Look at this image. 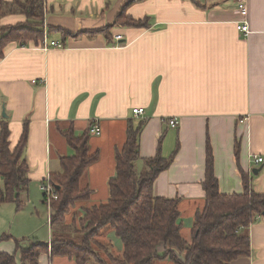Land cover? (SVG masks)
Returning <instances> with one entry per match:
<instances>
[{
  "label": "crops",
  "instance_id": "1",
  "mask_svg": "<svg viewBox=\"0 0 264 264\" xmlns=\"http://www.w3.org/2000/svg\"><path fill=\"white\" fill-rule=\"evenodd\" d=\"M128 1L46 0L44 41L10 43L4 49L0 120L6 113L12 148L20 141L24 122L28 124L24 154L31 198L39 190L43 197L42 182L61 171V158L74 154L62 132L73 126L80 136L98 123L101 132L89 136V152H98L99 159L81 179L82 187L91 191L90 208L109 201L110 179L128 128L145 122L136 169L149 170L148 161L159 152L165 159L173 157L154 181L153 194L179 200L181 234L191 241L194 218L205 208L208 143L222 194L244 192L240 170L250 177L253 190L264 194V164L254 161L264 158V0H248L247 16L237 0L134 1L126 14L148 19L147 28L117 22ZM245 19L249 35L236 29ZM25 21L24 15L9 13L0 25ZM119 35L123 38L118 43ZM50 42L63 48L44 50ZM137 108L145 114L134 115ZM173 118L180 122L177 128L170 125ZM250 235L251 256L232 264H264V218L251 226ZM102 238L122 252L113 230L103 229ZM14 250L0 244V252ZM40 264L76 262L42 254Z\"/></svg>",
  "mask_w": 264,
  "mask_h": 264
},
{
  "label": "trees",
  "instance_id": "2",
  "mask_svg": "<svg viewBox=\"0 0 264 264\" xmlns=\"http://www.w3.org/2000/svg\"><path fill=\"white\" fill-rule=\"evenodd\" d=\"M45 1L15 0L14 4H7L0 0V20L9 13L26 17L25 23L17 26L0 25V60L10 43L44 41ZM134 1L138 0L121 6L117 22L129 28H147L148 19L136 20L126 14ZM61 32L73 36L65 30ZM24 124L20 141L12 148L9 120H0V205L11 203L18 211L30 199L31 185L24 154L29 130L27 122ZM144 126L143 121L136 127L129 126L126 143L116 158V174L110 179V199L92 208L82 205L91 199V191L82 187L81 179L99 159V153L89 152V132L77 136L73 126L64 130L62 136L74 154L61 158V171L52 172L48 179L58 199L48 205L43 194V203L50 212V241L33 242L23 248L21 241L13 240L15 251L0 252V264H40L42 254L52 259L69 257L76 264H232L250 257V228L264 218V194L253 190L250 177L242 170L244 192L222 194L215 177L213 148L208 143L203 183L205 208L195 216L192 239L188 241L181 234L179 200L153 194L154 181L168 170L173 157L165 159L159 152L148 161L149 170L138 173L136 169L135 163L140 158L139 135ZM42 183L45 185L46 181ZM74 208L79 214L71 215ZM103 229L114 231L122 245L120 254L115 252L113 243L102 238ZM10 239L13 237L3 234L0 243Z\"/></svg>",
  "mask_w": 264,
  "mask_h": 264
},
{
  "label": "rangeland",
  "instance_id": "3",
  "mask_svg": "<svg viewBox=\"0 0 264 264\" xmlns=\"http://www.w3.org/2000/svg\"><path fill=\"white\" fill-rule=\"evenodd\" d=\"M29 198L30 199L20 211L17 210L16 205L11 203L0 205V236L7 234L13 237V239H10L11 241L1 242L0 244H10L16 248L13 240H19L21 241V246L24 248L30 246L33 242H48V239H46L49 231L47 225L48 209L46 205L42 203V193L39 190L31 198L29 191ZM82 205L90 208L92 204L86 202ZM38 212H40L39 216ZM78 212V209L74 208L71 215L79 214ZM3 246L5 247L7 245ZM5 248L7 249V247Z\"/></svg>",
  "mask_w": 264,
  "mask_h": 264
},
{
  "label": "built area",
  "instance_id": "4",
  "mask_svg": "<svg viewBox=\"0 0 264 264\" xmlns=\"http://www.w3.org/2000/svg\"><path fill=\"white\" fill-rule=\"evenodd\" d=\"M237 4H238V9L239 11L245 15L247 13V7H248V0H237ZM237 30H239L240 32H243L246 35H249L251 33V30L249 29V23L248 21L245 19L243 21H241L239 24H237L236 27ZM123 38L122 35L116 36L115 40L116 42L119 43V41ZM53 49V50H61L63 48V45L57 43V42H50L47 45H45V47L43 48L44 50L47 51V49ZM116 48H119L118 45L116 46ZM34 83L36 81H33ZM133 114L136 116H143L145 114V110L143 108H137L133 111ZM180 122L177 118H173L170 121V125L173 128H177L179 126ZM101 132L98 123L93 124V126L90 128L89 130V134L94 136V135H99ZM255 164L257 166H261L262 164H264V158L261 156H256L254 158ZM42 190H43V194H45V197L48 200V205H50V203L52 202V200H57L58 197L55 194V190L54 187L52 186V184H50V182L47 180L46 184L42 186Z\"/></svg>",
  "mask_w": 264,
  "mask_h": 264
},
{
  "label": "water",
  "instance_id": "5",
  "mask_svg": "<svg viewBox=\"0 0 264 264\" xmlns=\"http://www.w3.org/2000/svg\"><path fill=\"white\" fill-rule=\"evenodd\" d=\"M3 117H6V113L3 114ZM263 169V166L259 169H257L256 171H254V175L258 174L261 170Z\"/></svg>",
  "mask_w": 264,
  "mask_h": 264
}]
</instances>
